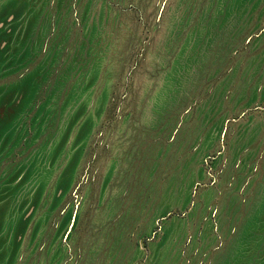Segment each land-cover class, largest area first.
<instances>
[{"label":"rangeland","instance_id":"1","mask_svg":"<svg viewBox=\"0 0 264 264\" xmlns=\"http://www.w3.org/2000/svg\"><path fill=\"white\" fill-rule=\"evenodd\" d=\"M0 264H264V0H0Z\"/></svg>","mask_w":264,"mask_h":264}]
</instances>
